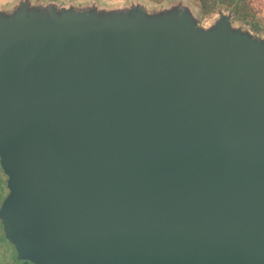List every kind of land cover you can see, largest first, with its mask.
<instances>
[{
  "label": "water",
  "instance_id": "water-1",
  "mask_svg": "<svg viewBox=\"0 0 264 264\" xmlns=\"http://www.w3.org/2000/svg\"><path fill=\"white\" fill-rule=\"evenodd\" d=\"M5 153L82 264H264V33L188 0H1Z\"/></svg>",
  "mask_w": 264,
  "mask_h": 264
},
{
  "label": "flooded vegetation",
  "instance_id": "flooded-vegetation-1",
  "mask_svg": "<svg viewBox=\"0 0 264 264\" xmlns=\"http://www.w3.org/2000/svg\"><path fill=\"white\" fill-rule=\"evenodd\" d=\"M37 160L0 154V264H82L72 249L49 242L32 218L28 185Z\"/></svg>",
  "mask_w": 264,
  "mask_h": 264
},
{
  "label": "trees",
  "instance_id": "trees-1",
  "mask_svg": "<svg viewBox=\"0 0 264 264\" xmlns=\"http://www.w3.org/2000/svg\"><path fill=\"white\" fill-rule=\"evenodd\" d=\"M193 2L203 15L223 9L232 14L233 21L244 22L254 32H259L264 26L257 20L256 12L249 0H193Z\"/></svg>",
  "mask_w": 264,
  "mask_h": 264
},
{
  "label": "rangeland",
  "instance_id": "rangeland-1",
  "mask_svg": "<svg viewBox=\"0 0 264 264\" xmlns=\"http://www.w3.org/2000/svg\"><path fill=\"white\" fill-rule=\"evenodd\" d=\"M1 1V0H0ZM113 1H118V0H113ZM120 1V0H119ZM149 3L151 4H157V5H161L162 3H165L168 0H147ZM190 2H192V4L195 7H198L193 0H188ZM250 4L252 5L253 9L256 12V16H257V20L260 21L261 25H264V0H249ZM218 11V10H217ZM199 13L201 15V18L205 21L208 20L209 18L212 17L213 13H209L206 15H203L200 10ZM264 26H262V29L259 32L256 33H264Z\"/></svg>",
  "mask_w": 264,
  "mask_h": 264
}]
</instances>
